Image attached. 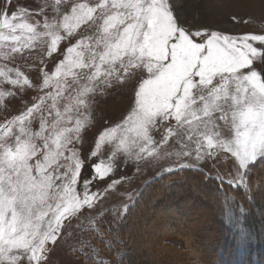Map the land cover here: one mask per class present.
I'll return each mask as SVG.
<instances>
[{"label":"snow or ice","instance_id":"obj_1","mask_svg":"<svg viewBox=\"0 0 264 264\" xmlns=\"http://www.w3.org/2000/svg\"><path fill=\"white\" fill-rule=\"evenodd\" d=\"M32 4L0 0V108L15 105L0 122V264H50L58 248L78 257L65 264H111L94 242L121 256L130 205L105 202L149 169L167 174L157 197L188 186L246 245L249 209L229 190L264 170V33L192 31L170 0ZM114 88H131L126 113L98 120Z\"/></svg>","mask_w":264,"mask_h":264},{"label":"rangeland","instance_id":"obj_2","mask_svg":"<svg viewBox=\"0 0 264 264\" xmlns=\"http://www.w3.org/2000/svg\"><path fill=\"white\" fill-rule=\"evenodd\" d=\"M19 3L34 6L32 0H19ZM170 3L182 26L190 28L192 31L208 28L209 30H225L232 34L244 32L264 33V0H170ZM233 17H235V20H233ZM38 58L35 53L31 56V59ZM21 63L24 62L21 61ZM130 92L131 88L124 90L114 88L105 96L100 97L95 109L96 118L100 120L102 117H110L112 121H119L122 114L126 113ZM14 108L15 105L7 111L0 108V122L9 118L8 112L14 111ZM101 122L108 123L109 121L101 120ZM206 170H211L215 174V171L210 167ZM158 176L159 174L152 169L140 175L133 174L129 183L125 184L124 189L111 196L105 202L106 205L111 206L113 203L119 204L121 202H127L130 205L142 187ZM177 181H179V177H177ZM186 187V185H181L171 189L170 195H173L171 197L166 195L167 197L159 200V203L150 211L151 213L148 214L147 219L140 227L139 243L141 245L139 244V247L143 244L141 242L152 241L153 238L163 234L160 235L162 244H167L176 251L183 252L186 250L189 257H192L172 264H201L196 259L197 254H194V251L190 250L177 232L173 231L174 229H185V233L190 230L194 231L192 238L193 240L196 239L197 244H199L196 246L201 248L203 245L206 248L205 244L210 236L209 227L216 226L218 228L219 225L211 205L212 202L209 203L204 198L198 197ZM185 189L189 190L187 191L188 195H186ZM260 193H264V189L260 190ZM129 196L132 197L131 200H129ZM258 201L257 203H259ZM198 220H201V222L198 223ZM129 221L131 219L127 220L126 227L129 226ZM152 249L154 248L152 247ZM209 249H211V246ZM133 254H135L134 250L131 251L132 259ZM77 259L78 257L69 252L67 248H58L49 257L50 264H65L67 260ZM203 259L204 264H207V258L204 256ZM138 260L140 261V259Z\"/></svg>","mask_w":264,"mask_h":264},{"label":"trees","instance_id":"obj_3","mask_svg":"<svg viewBox=\"0 0 264 264\" xmlns=\"http://www.w3.org/2000/svg\"><path fill=\"white\" fill-rule=\"evenodd\" d=\"M184 176L188 179H192L194 173L190 170H185V172L180 173L178 177ZM262 177H264V170L257 167L251 174L252 192L246 193L242 188L229 190L233 193L236 200L244 203L249 209L246 213L245 226L253 234V238L250 239L246 245L240 246L237 244L235 235L238 230L234 229L231 225H226L222 221L220 218L221 208L218 203L212 202L211 205L213 206V211L216 214V221L219 226L218 228L216 226L209 227L210 236L206 241V248L201 243V248L196 246L199 244H197L198 242H196V239L193 240L192 238L194 231L190 230L188 231L189 233H185V229H174L173 232H177L184 243L189 246L190 250H193L194 254H197L196 259L200 261L201 264L205 263L203 259L204 256L207 258V264H264V223H262L261 220V214L264 213V195L260 193L262 188L258 186ZM166 180L167 174H165V180H161L159 176L152 179L142 187L139 194L130 204L129 214L119 227L121 243L117 244L114 250L120 252L121 256H115L113 251H109L96 241L94 244L99 254L97 259H106L110 261L111 264H172L175 262L179 263L185 260V258L188 259L189 255L186 250L180 252L179 250L176 251L172 247H169L167 244H162L160 235L163 234L153 238L154 240L152 241L148 240L141 242L143 244L139 247L141 245L139 243L141 224L147 219L148 214L151 213L150 211L159 203V200L167 197H157L155 195L161 184L165 183ZM177 182L179 183V181ZM186 188H188V186ZM171 189H169L166 194L170 197L173 195H170ZM185 191L186 195H188L187 191L189 190L185 189ZM204 191H207V189ZM248 195L253 196V201L250 205L246 199ZM206 200L207 199H205V201ZM257 200H259V203H257ZM207 202L211 203L209 200H207ZM236 214L239 215L238 212ZM128 219H131V221H129V226L126 227ZM200 222L201 220H198V223ZM210 246L211 249H209ZM152 247L154 249H152ZM178 248L180 249L181 247L179 246ZM133 250L135 254H133L132 259L131 251ZM102 255H104V257H102ZM138 259H140V261Z\"/></svg>","mask_w":264,"mask_h":264}]
</instances>
